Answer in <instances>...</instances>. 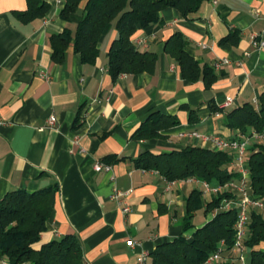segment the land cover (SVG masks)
<instances>
[{
  "label": "crops",
  "instance_id": "0c3cea01",
  "mask_svg": "<svg viewBox=\"0 0 264 264\" xmlns=\"http://www.w3.org/2000/svg\"><path fill=\"white\" fill-rule=\"evenodd\" d=\"M48 2L45 17L22 23L14 12L27 10V0H0V201L11 191L57 186L36 248L73 235L82 248L81 264H152L159 244L181 234L190 239L198 229L194 216L193 228L183 230L194 187L179 185L197 180L168 182L135 161L146 151L215 150L193 132L226 140L237 136L226 126L227 113L257 105L264 95V48L253 46L254 39L264 41V0H206L190 18L175 9L162 11L158 23L133 36L140 51L157 54L155 71L117 79L108 69V52L118 36L115 24L101 38L96 63H83L73 45L64 63L52 60L51 37L67 28L75 33L87 0L68 21L61 16L65 1ZM176 33L187 40L186 51L201 68L214 71L210 87L202 77L186 80L165 52ZM224 60L228 63L214 67ZM228 99L233 105L221 109ZM190 110L196 111L195 123ZM154 111L176 117L179 125L163 131L162 138L134 139ZM52 117L54 128L47 124ZM98 162L111 165L112 172H96ZM230 170L239 174L233 162ZM115 189L130 192L128 215L112 199ZM206 216L200 228L213 219ZM130 241L137 245L131 247ZM259 249L264 251V243Z\"/></svg>",
  "mask_w": 264,
  "mask_h": 264
},
{
  "label": "trees",
  "instance_id": "16d2710c",
  "mask_svg": "<svg viewBox=\"0 0 264 264\" xmlns=\"http://www.w3.org/2000/svg\"><path fill=\"white\" fill-rule=\"evenodd\" d=\"M206 0H87L83 16L75 33L65 29L53 35L50 43L52 60L56 64L65 61L66 53L73 45L83 63L94 64L100 55L99 43L109 25L115 24L118 33L108 52V69L114 79L120 75L153 73L158 57L153 52L140 51L133 36L141 29L160 21V13L166 9L179 11L184 18L195 15ZM83 0H65L61 16L69 20ZM25 11L14 12L22 23L43 18L49 12L48 0H27ZM234 34L227 38L230 41ZM188 42L180 34H174L165 44V52L179 65L183 77L196 82L201 77L207 87L216 80L214 71L202 69L187 51ZM185 108V107H184ZM197 121L196 111L190 110V122ZM179 125V120L158 111L151 112L147 120L133 134L139 141L162 138L163 131ZM226 126L237 134L249 135L252 131L264 133V95L259 104H244L227 113ZM231 157L224 151L189 146L180 151L154 154L143 152L135 164L145 171H157L168 182L198 180L223 186L237 180L239 174L230 170ZM247 167L250 173V188L254 196L264 200V144L249 148ZM57 186L29 193L24 189L9 192L0 201V258L10 264H81L82 248L73 235L52 240L40 248L42 234L52 215ZM203 192L193 190L187 199L184 232L193 228L191 220L204 208L209 214L218 208L225 197L221 194L205 203ZM236 210L221 211L203 227L196 229L192 238L181 234L177 239L159 244L152 253V264H203L215 253L220 242L225 243V252H230L235 243ZM263 213L252 211L245 246L249 249L250 264H264ZM215 264H234L222 261Z\"/></svg>",
  "mask_w": 264,
  "mask_h": 264
},
{
  "label": "built area",
  "instance_id": "2783aa9c",
  "mask_svg": "<svg viewBox=\"0 0 264 264\" xmlns=\"http://www.w3.org/2000/svg\"><path fill=\"white\" fill-rule=\"evenodd\" d=\"M60 2L65 0H59ZM216 2V1H214ZM253 46L259 49L264 48V41H257L254 39ZM228 61L216 62L214 67L219 69L222 64H227ZM41 77L49 79L48 75L41 73ZM233 105V100L228 99L221 109H227ZM48 127L54 128L57 124L55 117L50 118L47 121ZM193 138L201 139L205 144H210L216 151L226 152L232 159L235 167L238 169L239 178L235 181H231L223 186L212 185L205 181H199L202 183V192L212 197L227 194L229 197L223 199L221 205L214 211L210 212L212 218H215L221 211L236 210L237 220L235 223V243L230 253L232 258L224 257L225 243L222 241L219 243L217 250L213 253L208 260L203 264H215L222 261L232 262L234 264H250L247 254L249 249L245 246V241L248 236V227L250 224V215L252 211L264 213V200L257 198L253 195L250 188V173L247 167V158L249 154L250 143L252 140L258 141L264 144V133H257L252 131L249 135L237 134L234 139L226 140L219 136H207L201 135L198 132L191 134ZM96 172H112V166L98 162L94 167ZM111 179L115 181V177ZM191 181V180H190ZM198 181V180H197ZM130 192H123L115 189L112 194V199L121 208L124 215H128L131 212V208L127 202V197ZM129 245L135 247L137 243L130 241ZM4 264H10L4 261Z\"/></svg>",
  "mask_w": 264,
  "mask_h": 264
},
{
  "label": "rangeland",
  "instance_id": "374dc122",
  "mask_svg": "<svg viewBox=\"0 0 264 264\" xmlns=\"http://www.w3.org/2000/svg\"><path fill=\"white\" fill-rule=\"evenodd\" d=\"M255 142L257 143V141L255 140H252L251 143H250V147L253 146L255 144ZM192 185L194 187V190H200L202 191L203 187H202V183H200L199 181H194V182H189V183H186V182H180L179 185ZM202 198L204 200L205 203H208L209 201L212 200V196L208 195V194H204L202 195ZM263 216H264V213H263ZM206 214H205V210L204 208L198 210L196 213H195V226L197 228H200V226L206 221ZM247 257L249 258V253L247 254ZM0 264H3L2 263V259L0 258Z\"/></svg>",
  "mask_w": 264,
  "mask_h": 264
}]
</instances>
